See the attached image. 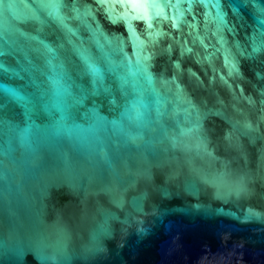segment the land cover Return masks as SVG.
<instances>
[{
    "label": "water",
    "instance_id": "water-1",
    "mask_svg": "<svg viewBox=\"0 0 264 264\" xmlns=\"http://www.w3.org/2000/svg\"><path fill=\"white\" fill-rule=\"evenodd\" d=\"M0 264H264V0H0Z\"/></svg>",
    "mask_w": 264,
    "mask_h": 264
},
{
    "label": "snow or ice",
    "instance_id": "snow-or-ice-1",
    "mask_svg": "<svg viewBox=\"0 0 264 264\" xmlns=\"http://www.w3.org/2000/svg\"><path fill=\"white\" fill-rule=\"evenodd\" d=\"M156 15H157V16H159V15H160V13H159V12H157V13H156ZM149 27H150V26H149ZM157 35H159V34H157ZM188 51H191V50L189 49Z\"/></svg>",
    "mask_w": 264,
    "mask_h": 264
}]
</instances>
